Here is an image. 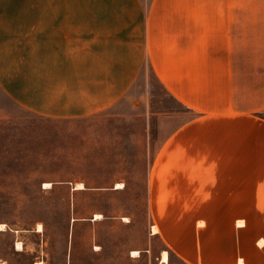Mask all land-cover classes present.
Masks as SVG:
<instances>
[{
  "label": "crops",
  "instance_id": "crops-1",
  "mask_svg": "<svg viewBox=\"0 0 264 264\" xmlns=\"http://www.w3.org/2000/svg\"><path fill=\"white\" fill-rule=\"evenodd\" d=\"M145 63L192 114L157 158L191 159L174 174L207 199L186 205L232 224L209 231V260L264 264V0H0V106L92 116Z\"/></svg>",
  "mask_w": 264,
  "mask_h": 264
},
{
  "label": "rangeland",
  "instance_id": "rangeland-1",
  "mask_svg": "<svg viewBox=\"0 0 264 264\" xmlns=\"http://www.w3.org/2000/svg\"><path fill=\"white\" fill-rule=\"evenodd\" d=\"M191 116L149 63L115 106L84 118L43 117L2 98L0 264H127L136 250V264H157L164 251L167 264H215L209 231L232 224H210L214 208L186 205L207 199L182 188L196 176L174 174L191 159L157 158Z\"/></svg>",
  "mask_w": 264,
  "mask_h": 264
},
{
  "label": "bare ground",
  "instance_id": "bare-ground-1",
  "mask_svg": "<svg viewBox=\"0 0 264 264\" xmlns=\"http://www.w3.org/2000/svg\"><path fill=\"white\" fill-rule=\"evenodd\" d=\"M44 187H45V188H51V183H49V182L45 183V186H44ZM83 188H85L83 183H77V184L75 185V187H74V189H76V190H77V189H83ZM117 188H122L121 183L118 184ZM103 218H104V217H103L102 214H96V215H95V220H102ZM125 220H128V218L125 217ZM5 227H6L5 224H0V230H4ZM41 230H42V226L39 225V226H38V231H41ZM156 231H157V230H156ZM156 233H157V232H156ZM16 246H17V249H18V250H22V249H23V243H22L21 241H18V242L16 243ZM140 253H141V252H139V251L136 250V251H133V252H132V255H133L134 257L137 258V257L140 255ZM162 261H163V262H168V254H167L166 251L163 252Z\"/></svg>",
  "mask_w": 264,
  "mask_h": 264
}]
</instances>
